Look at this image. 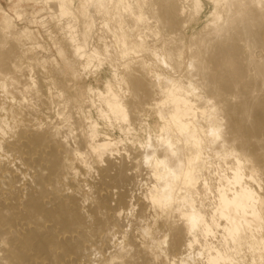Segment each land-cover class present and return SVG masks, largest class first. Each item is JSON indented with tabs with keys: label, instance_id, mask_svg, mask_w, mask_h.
<instances>
[{
	"label": "bare ground",
	"instance_id": "bare-ground-1",
	"mask_svg": "<svg viewBox=\"0 0 264 264\" xmlns=\"http://www.w3.org/2000/svg\"><path fill=\"white\" fill-rule=\"evenodd\" d=\"M35 1L64 35L24 58L2 9L0 264H264V0Z\"/></svg>",
	"mask_w": 264,
	"mask_h": 264
},
{
	"label": "rangeland",
	"instance_id": "rangeland-1",
	"mask_svg": "<svg viewBox=\"0 0 264 264\" xmlns=\"http://www.w3.org/2000/svg\"><path fill=\"white\" fill-rule=\"evenodd\" d=\"M56 3H57V1H56ZM52 5H53V9L56 10V4L53 3ZM41 7L43 8L44 5H42L41 3H37L35 0H0V19H1L2 15H3L2 9H5L13 17H16V15H15L14 12H16V10H18L19 8L22 11H24L22 13L24 15L26 13V16H24L23 18L25 19L27 17V19H28V17H29V19H28V20H30L29 22H31V21H33V22L29 23L27 19L24 20L22 18L21 20H19V19L16 18L17 26L18 27H21L22 30L24 31V38H26V42H27V46H26L27 48L24 47L22 49L23 57L24 58H27V57H30V56L35 57V55H36V57H39L40 56L39 58L41 59V57H44L45 55L48 57V55H49L50 57H48V60L50 61L49 63L51 64V60H53L54 57H59L58 56V53L56 52L57 50H56V44H55L56 41L55 40L58 39V38H61L64 34L61 33V30L59 28H57V27H59L58 26L57 19H52V18H51L52 20L49 19V18L44 19L45 16L48 17L50 10H49L48 7H46L47 10H44L43 12H41L40 11V9H42ZM210 7L211 6L208 4V7L206 8L205 12L203 13L204 15L202 16V21L201 22H205L206 16L209 14ZM39 11H40V13H39ZM73 11L75 12L76 10L73 8ZM45 13H46V15H45ZM75 14L78 17V21L77 22H78V25H79L80 29H83L84 28V21H83V19L81 18V16H79V12H75ZM41 18H43L45 21H43V19L41 21ZM39 20L42 23L39 22ZM53 20H54V22H51ZM46 21H47V25L45 24ZM48 21H49V24H48ZM52 23H53V25H54V23H56V25H54L55 28L53 29L54 32H51L52 31V28H53V26H51ZM31 24H33V25H31ZM48 29H50V30H48ZM29 30H31L32 32H30ZM49 31L51 33H53L52 36H50L51 34L49 33ZM55 31H56V33H55ZM36 53L38 55L40 53V54H42V56L41 55L37 56ZM42 63L43 64H47V65L45 66V65L38 64V65L35 66V73H37V74H35V79L37 81H39L37 83L38 84V87L39 88L42 87V88H40L41 89V92H42V93L40 92L41 93V97L43 96L42 98L43 99L45 98L44 100H47L48 101L49 98H51V96H53V95L55 96V90L56 89L54 90V86H53V83H52V80H51L52 79V77H51L52 72L50 71L51 70L50 64L48 62H46V61L45 62H42ZM101 69H102V71H101ZM110 69H111V67L109 65H107V63L104 64L102 68H98L96 66L94 68V66H92V68L90 69L91 75H90V77H89V79L87 81L91 82L94 86H99L101 88H104V81H105L104 77L110 75ZM36 70H37V72H36ZM38 72L41 73V74L39 75ZM36 75H38V76H36ZM94 78H95L96 81L94 80ZM80 84H82V83H80ZM50 85H51V88H50ZM53 112L51 114H49V115H51L53 119H58V117H56L58 115L55 114V112L54 113ZM95 118H97V115L96 114H95ZM148 118H149V121L152 123V125H154V126L157 125V122H156V118L155 117L150 116ZM99 124H100V128L102 127V129H101L102 131L108 132L109 134H111L114 137L115 136L116 137L123 136V133L120 131L119 128H116V127H112L111 128L110 125L106 124L102 120H99ZM107 125L111 129L108 128ZM114 130H115V132H114ZM110 131L112 133H110ZM139 133H140V135L142 137L145 135L141 131Z\"/></svg>",
	"mask_w": 264,
	"mask_h": 264
}]
</instances>
